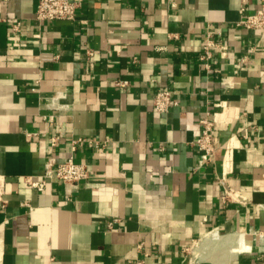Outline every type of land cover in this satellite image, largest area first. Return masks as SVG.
<instances>
[{
    "label": "crops",
    "instance_id": "obj_1",
    "mask_svg": "<svg viewBox=\"0 0 264 264\" xmlns=\"http://www.w3.org/2000/svg\"><path fill=\"white\" fill-rule=\"evenodd\" d=\"M38 1H0V264H264V31L239 24L258 0H79L48 21ZM69 156L88 179L29 183Z\"/></svg>",
    "mask_w": 264,
    "mask_h": 264
},
{
    "label": "built area",
    "instance_id": "obj_2",
    "mask_svg": "<svg viewBox=\"0 0 264 264\" xmlns=\"http://www.w3.org/2000/svg\"><path fill=\"white\" fill-rule=\"evenodd\" d=\"M5 1V0H0ZM259 6L254 12L245 14L241 17L239 24H242L248 29H259L264 31V0H258ZM79 0H39L35 11V17L41 21L55 19H75L77 10L80 7ZM21 27V22L17 21L13 24L12 30L18 31ZM224 39L221 30L210 32L206 35L203 44V52L201 59L205 61L206 68L210 69L211 59L216 50L224 48ZM88 54L92 55V50H88ZM118 85L125 86L128 84L126 80H117ZM178 102L173 97V91L168 88H158L154 92L153 105L157 112L164 114L169 111L171 106ZM201 126V133L195 139V144L204 152L206 163L210 162L217 149V139L213 134L215 119L210 111H205L198 119ZM55 144V139L53 140ZM163 149L164 145H160ZM45 177H54L57 180L78 184L81 180H86L90 177V169L87 164L76 162L72 156L67 157L58 166L46 171L41 179H29V183L42 190L45 187ZM225 201L232 200L230 190H225L223 194ZM110 227L113 225L109 224ZM138 264H144V261H139Z\"/></svg>",
    "mask_w": 264,
    "mask_h": 264
},
{
    "label": "bare ground",
    "instance_id": "obj_3",
    "mask_svg": "<svg viewBox=\"0 0 264 264\" xmlns=\"http://www.w3.org/2000/svg\"><path fill=\"white\" fill-rule=\"evenodd\" d=\"M212 234V233H211ZM214 235V234H213ZM229 236V235H228ZM230 237V236H229ZM232 238V237H231ZM230 238V239H231ZM231 242H232V240H231ZM232 244V243H231ZM228 246V245H227ZM199 248V247H198ZM229 248V247H228ZM242 248V247H241ZM199 250V249H198ZM227 251H228V249H226ZM234 250V249H233ZM235 251V250H234ZM199 252V251H198ZM231 252V251H230ZM231 254V253H230ZM234 255V254H233Z\"/></svg>",
    "mask_w": 264,
    "mask_h": 264
}]
</instances>
